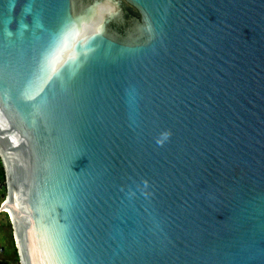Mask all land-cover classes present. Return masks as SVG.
Wrapping results in <instances>:
<instances>
[{"label": "water", "instance_id": "1", "mask_svg": "<svg viewBox=\"0 0 264 264\" xmlns=\"http://www.w3.org/2000/svg\"><path fill=\"white\" fill-rule=\"evenodd\" d=\"M0 167L19 264H264V0H0Z\"/></svg>", "mask_w": 264, "mask_h": 264}, {"label": "rangeland", "instance_id": "2", "mask_svg": "<svg viewBox=\"0 0 264 264\" xmlns=\"http://www.w3.org/2000/svg\"><path fill=\"white\" fill-rule=\"evenodd\" d=\"M1 196H2V190L0 192V202L4 199L1 198ZM3 212H0V246L4 248V251L2 254H0V260L7 259L8 261L7 263L9 264H19L16 257V253L14 252L13 249V245H12L13 243L11 237L9 236L8 229L5 224V221L8 216ZM3 256H5V258Z\"/></svg>", "mask_w": 264, "mask_h": 264}, {"label": "flooded vegetation", "instance_id": "3", "mask_svg": "<svg viewBox=\"0 0 264 264\" xmlns=\"http://www.w3.org/2000/svg\"><path fill=\"white\" fill-rule=\"evenodd\" d=\"M1 190H2V196H1V198H4V196H5V185H4V180H3V173H2V180H0V192H1ZM5 224L7 226L9 236L11 237V240H12L11 227H10V223H9L8 217H7L6 221H5ZM12 243H13V240H12ZM13 249H14V245H13ZM3 251H4V248L2 246H0V254H2ZM14 252H15V249H14ZM3 257L5 258V256H3ZM7 262H8L7 259L0 260V264H9Z\"/></svg>", "mask_w": 264, "mask_h": 264}, {"label": "bare ground", "instance_id": "4", "mask_svg": "<svg viewBox=\"0 0 264 264\" xmlns=\"http://www.w3.org/2000/svg\"><path fill=\"white\" fill-rule=\"evenodd\" d=\"M0 211H1V212L6 211V212H4V213H5L9 218H11L10 206H9V200H8V198H7V200H6L5 202H3Z\"/></svg>", "mask_w": 264, "mask_h": 264}, {"label": "trees", "instance_id": "5", "mask_svg": "<svg viewBox=\"0 0 264 264\" xmlns=\"http://www.w3.org/2000/svg\"><path fill=\"white\" fill-rule=\"evenodd\" d=\"M0 180H2V170H1V167H0Z\"/></svg>", "mask_w": 264, "mask_h": 264}, {"label": "built area", "instance_id": "6", "mask_svg": "<svg viewBox=\"0 0 264 264\" xmlns=\"http://www.w3.org/2000/svg\"><path fill=\"white\" fill-rule=\"evenodd\" d=\"M1 212V211H0ZM4 213V212H3ZM5 214V213H4ZM9 220V219H8Z\"/></svg>", "mask_w": 264, "mask_h": 264}]
</instances>
